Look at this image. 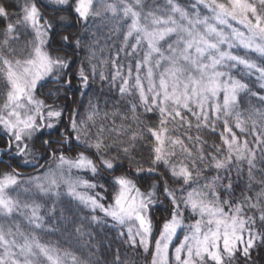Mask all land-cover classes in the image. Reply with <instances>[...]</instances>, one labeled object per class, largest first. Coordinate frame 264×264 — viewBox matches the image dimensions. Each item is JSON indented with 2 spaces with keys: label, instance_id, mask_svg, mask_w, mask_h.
Returning a JSON list of instances; mask_svg holds the SVG:
<instances>
[{
  "label": "snow or ice",
  "instance_id": "6c2138e0",
  "mask_svg": "<svg viewBox=\"0 0 264 264\" xmlns=\"http://www.w3.org/2000/svg\"><path fill=\"white\" fill-rule=\"evenodd\" d=\"M64 3L14 0L0 5V94L4 98L0 126L6 130L0 134L4 145L0 147V264H80L71 249L51 239L55 230L48 228L37 197V193L52 192L61 182L77 200L93 210L99 208L116 224L134 221L138 229L133 234L129 228V238L135 245L139 237L151 264H242V254L247 258L257 240L264 241V232L257 229L254 233L242 215L243 204L228 212L198 191L187 192L180 202L169 192L170 207L157 219L150 213L152 194L139 190L125 175L106 181L114 192L108 197L111 204L77 190L87 181L66 178L54 169L25 177L22 169L33 162L27 141L41 120L45 127L55 128L61 117L59 111L44 107L37 92L60 63L47 51L52 25L45 24V11L62 9ZM107 7L114 18H125L126 51L141 55L126 66L124 74L117 58L114 75L123 76L121 89L134 83L144 103L159 105L161 127L152 129L154 160L165 157L168 123L180 121L191 128L195 119L197 130L210 129L217 137L212 151L219 147L225 154V158L213 159L214 168L237 163L238 171L247 169L251 176L257 160L264 157V0H155L151 4L121 0L119 6ZM13 8L17 11L11 12ZM93 8V0H75L74 10L82 19L90 18ZM20 45L27 47V55L3 54L15 52ZM246 98H250L247 107L241 109ZM7 134L11 135L4 139ZM58 158L61 169L93 167L84 154L75 160L63 154ZM175 175L191 181L193 173L181 166ZM261 200L264 195L258 193L257 203ZM252 219L264 228V210L258 221Z\"/></svg>",
  "mask_w": 264,
  "mask_h": 264
},
{
  "label": "clouds",
  "instance_id": "9594fccd",
  "mask_svg": "<svg viewBox=\"0 0 264 264\" xmlns=\"http://www.w3.org/2000/svg\"><path fill=\"white\" fill-rule=\"evenodd\" d=\"M7 2L0 0V5ZM120 2L93 0V11L86 20L75 12V0H65L62 9L45 11V24L52 25L47 51L60 63L41 82L37 96L45 101L44 107L59 111L61 117L55 122V128L45 127L41 120L27 141L33 162L22 169L25 177L43 175L54 169L66 178L87 181L77 190L87 191L103 203L111 204L108 197L114 192L109 187V178L125 175L139 190L152 194L149 208L157 219L170 207L169 192L180 202L187 192L195 190L228 212L243 204L242 215L248 218L249 227L254 233L257 229L264 232L260 223H253L252 219L256 217L258 221L264 210V200L257 203V194L264 195V163L261 162L264 157L257 160L251 176L247 169L238 171L237 163L229 162L230 167L215 169L213 159L225 158V154L219 147L212 151L218 143L217 137L210 129L197 130L193 119L191 128L180 121L168 123L165 157L159 162L154 160L156 140L152 129L161 127L159 105L144 103L134 83L122 90L123 76L116 78L114 75L117 58L122 74L133 60L141 59L139 52L131 55V49L126 51L125 18H114L107 7L110 4L119 6ZM145 2L151 4L155 0ZM28 40L35 42L31 36ZM27 53L24 45L17 46L15 52H3L13 58ZM144 75L141 73L142 78ZM3 99L0 94V103ZM248 99L241 109L247 107ZM169 107L174 106L170 104ZM192 107L195 109L194 104ZM5 133L0 126V134ZM78 135L80 139H77ZM177 140L182 142L177 143ZM73 141L77 146L75 150ZM204 144L208 147L204 148ZM61 154L72 160L84 154L93 167L65 166L61 169L58 158ZM181 166L191 169V181L175 175ZM37 197L44 206L48 228L55 230L53 242L71 249L79 257L80 264H151L149 252L139 244V237L135 245L129 238L128 229L132 228L133 234L138 229L134 221L116 224L99 208L93 210L77 200L63 182L52 192L37 193ZM188 211L191 213L190 209ZM261 250H264V241L257 240V247L253 249L257 255L245 258L242 254L240 261L242 264H261L264 261Z\"/></svg>",
  "mask_w": 264,
  "mask_h": 264
},
{
  "label": "trees",
  "instance_id": "16d2710c",
  "mask_svg": "<svg viewBox=\"0 0 264 264\" xmlns=\"http://www.w3.org/2000/svg\"><path fill=\"white\" fill-rule=\"evenodd\" d=\"M8 2H9V3H12V2H14V0H8ZM10 11H11V12H15V11H17V9L13 8V9H10ZM252 79H255V78L253 77ZM4 139H6V138L4 137ZM3 146H4V145H3V142L0 141V147H3ZM24 170L27 171V169H24ZM54 238H55V237H51V239H54ZM261 251H264V250H261ZM253 255L256 256L257 253L254 251V252H253ZM261 264H264V261H262Z\"/></svg>",
  "mask_w": 264,
  "mask_h": 264
},
{
  "label": "rangeland",
  "instance_id": "374dc122",
  "mask_svg": "<svg viewBox=\"0 0 264 264\" xmlns=\"http://www.w3.org/2000/svg\"><path fill=\"white\" fill-rule=\"evenodd\" d=\"M233 23H234L235 26H239L238 23H236V22H233Z\"/></svg>",
  "mask_w": 264,
  "mask_h": 264
}]
</instances>
